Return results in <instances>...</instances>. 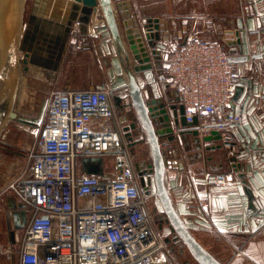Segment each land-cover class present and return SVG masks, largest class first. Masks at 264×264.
<instances>
[{"label":"crops","instance_id":"1","mask_svg":"<svg viewBox=\"0 0 264 264\" xmlns=\"http://www.w3.org/2000/svg\"><path fill=\"white\" fill-rule=\"evenodd\" d=\"M34 1L29 18L34 12ZM111 1L122 33L125 31L123 17L132 19L135 26L142 30L156 18L165 25L163 27L169 33L168 40L163 35L165 29L156 32L159 36L157 49L161 52L164 67L166 41L169 42L166 44L168 47L181 46L186 38L185 29L188 28H197L198 37L212 39L214 35H207L211 33L210 25L221 28L220 21L224 18L221 16L231 9L232 0ZM119 5L127 10L121 12ZM58 9L57 6L55 13L60 14V19L55 17L54 21L59 23L63 16H70L71 9L63 7L62 12ZM97 20L96 23L105 22L103 14L100 13ZM124 40L132 55L125 37ZM39 55L53 60L47 48L41 50ZM152 63H156L154 58ZM52 66L51 63L32 66L31 70L22 73L21 82L25 74H35L48 87L47 97L53 91L81 92L106 85L111 90L114 109L111 125L124 128L133 123L134 108H125L131 102L127 87L128 62L124 52L120 54L107 24L97 27L91 21L89 34L83 35L79 23H76L58 68L53 70ZM163 67L155 70L161 99L182 106L177 91L172 86L159 83L158 75ZM137 78L141 86L147 84L143 76L138 75ZM250 86L254 87L253 84ZM255 87L264 90L259 84H255ZM143 92L146 99H150L147 90ZM115 96L122 98L121 101L116 100ZM231 109L241 116L242 122L235 132L228 135L230 147L223 140L206 141L187 132L179 134L176 128L170 141L167 137L161 138L167 194L174 212L191 236L199 257L207 264H264V93L240 98L231 105ZM34 124L37 126L40 122ZM172 124L175 127L173 119ZM135 140L138 138L135 137ZM137 146L128 148L131 160L134 165L137 162L142 170L148 169V159L141 156L138 159L132 155ZM18 156L15 170L10 172L3 173L0 163V200L1 208L5 211V224L0 227V264H23L25 256L22 254L21 238L32 218L31 211L14 193L5 192L6 187L27 168V162H24L27 155ZM111 159L110 162L104 158L100 166L101 173L106 176L114 172V161ZM85 160L79 162L81 172L86 171L89 165H94V162L89 164ZM147 209L165 245V249L156 256V264H205L181 241L171 222L166 221L169 225H163L154 221V211H160L164 219H168L163 205L159 208L155 201L154 206L148 203ZM23 212L26 213L25 217ZM17 225L21 229L17 230ZM13 231L15 236L12 235Z\"/></svg>","mask_w":264,"mask_h":264},{"label":"built area","instance_id":"2","mask_svg":"<svg viewBox=\"0 0 264 264\" xmlns=\"http://www.w3.org/2000/svg\"><path fill=\"white\" fill-rule=\"evenodd\" d=\"M166 44L159 83L177 91L201 138L217 131L230 147L228 135L242 122L231 109L233 87L244 68L223 44L193 33L179 47ZM110 94L106 85L51 92L29 166L5 189L32 213L21 238L23 264H156L165 249L147 209L157 192L154 174L135 170L122 129L111 125ZM104 158L114 161L109 176L79 170L80 160Z\"/></svg>","mask_w":264,"mask_h":264},{"label":"water","instance_id":"3","mask_svg":"<svg viewBox=\"0 0 264 264\" xmlns=\"http://www.w3.org/2000/svg\"><path fill=\"white\" fill-rule=\"evenodd\" d=\"M1 1L4 2L5 0H0V2ZM57 6L59 7V12H62L63 7L71 9L70 16H63L59 23L54 21L55 17L58 20L60 19V14L57 15L55 13ZM118 7L121 12L127 10V8L123 9L122 5ZM33 11V15L30 16L28 22L25 24V30L22 31L17 40L18 43L15 51V55L18 52L24 53V59H18V62L24 66V72L29 71V64L47 65V63H51L53 65V70L57 69L63 59L67 43L76 23H79L81 34L83 35L89 34V25L91 21L95 22L97 27L107 24L120 54L124 52L126 61L128 62L127 87L131 102L130 104L127 103L125 108H134V111L132 112L133 123L122 129L123 137L128 141V148L149 141L152 149V163L149 164L148 168L150 172L154 174V181L157 188L156 193L168 216L167 221L171 222L173 230L178 234L181 241L199 257L191 236L173 210L165 184V162L161 150V137H168L170 141V136L174 133V129L176 128L179 134L187 132L200 138L197 127L198 122L195 121L194 125L187 124L183 106L172 105L169 109L163 103L164 100L161 99V92L155 76V70L159 68V61L161 60L160 51L156 48V41L159 39L156 32H163L165 29L166 33L163 35L164 38L168 40L169 33L166 27H163L165 25H162L160 19L156 18L152 20L151 25L144 26L142 30L140 27L135 26L132 19L127 18V20L123 17L125 31L122 33L111 0H35ZM39 13L40 15L38 16ZM100 13L103 14L105 22L96 23ZM124 37L129 44L132 55H130L127 50ZM0 48H3L1 35ZM46 48L54 61L40 57L39 52ZM149 48L151 50H149ZM153 58L156 61L155 64L152 63ZM131 59H133V62ZM231 60L234 62L238 61L237 58H231ZM138 75L143 76L146 80L147 84L145 86H141L139 83L137 78ZM2 77L3 66L0 58V84L2 83ZM145 89L151 96L148 100L143 92ZM114 98L118 101L122 99L116 96ZM236 98L235 95L234 100H236ZM13 108L12 106L11 113H13ZM13 117H17L15 112ZM134 117L138 122H135L136 120ZM172 119L174 120L175 127L172 124ZM2 120L3 116L0 114V124ZM18 121L24 124L27 123L25 120L21 119H18ZM140 130L143 134V138L136 141V133L140 132ZM203 139L206 141H221L222 136L219 132L212 131L209 136ZM85 162L89 164L94 162V165H89L86 169L88 174H101V159H86ZM135 170L139 174L143 173L141 172L142 167L138 164L135 165ZM142 183H144L143 180ZM25 215L26 213L23 212L24 217ZM16 229H21V227L17 225ZM12 235L15 236V231L12 232ZM202 261L207 264L204 260Z\"/></svg>","mask_w":264,"mask_h":264},{"label":"rangeland","instance_id":"4","mask_svg":"<svg viewBox=\"0 0 264 264\" xmlns=\"http://www.w3.org/2000/svg\"><path fill=\"white\" fill-rule=\"evenodd\" d=\"M31 5L32 0H26L25 12L23 15V21L25 23L29 18ZM227 5H229V1ZM221 17H224L221 18L220 21L221 28L216 29V25L214 26L211 24V33L207 35L209 37L214 35L209 41H216L223 44L230 58H237L238 61L235 63L241 64L244 68L242 77L234 83V96L232 102V104H234V102H237L240 98L264 93V90H258L255 87V84H259L261 88L264 89V0H232L231 9L229 8L227 13ZM191 33L198 36L197 28H194V30L189 28L185 29V36ZM16 57L17 59L19 57H24V53L18 52ZM16 65L20 71V75L16 83H14V86H10L6 80H2L0 84V114L3 116V120L0 124V163H2L1 171L3 173L10 172L15 168L17 158L19 157L18 154L27 155V159L24 160V162H27V166H29L28 156L30 150L35 147L36 135L40 125L36 126L34 122L41 123L46 117L50 98V95L47 97L49 92L47 89L48 87L42 80H38L35 74L31 72L25 74L21 82V76L24 72L22 71V64L17 62ZM250 84H253L254 87H251ZM242 85H244V87ZM235 95L237 97L236 100H234ZM163 103L169 109L170 106H172V102L167 103L163 101ZM12 104H14L13 110L17 113L18 119H26L31 123L24 124L20 123L17 119L14 120L11 118L10 108ZM135 120V122H138L137 119ZM136 135L138 140L143 138L141 130L137 132ZM160 143L162 145V139ZM132 155L138 159L139 156L143 159H148L146 161L151 164L152 149L149 141L140 143L135 148L134 152H132ZM107 160L110 162L112 161L111 158H107ZM135 163L137 164V162ZM3 185L4 183L1 184V187H3ZM1 201L2 200H0V227H4L5 211L1 208ZM155 201L159 208H162L157 194L154 195L153 198H149L148 203L150 206H154ZM154 212V221L158 224H168L166 222L167 218L164 219L160 211Z\"/></svg>","mask_w":264,"mask_h":264},{"label":"bare ground","instance_id":"5","mask_svg":"<svg viewBox=\"0 0 264 264\" xmlns=\"http://www.w3.org/2000/svg\"><path fill=\"white\" fill-rule=\"evenodd\" d=\"M25 6L26 0H5L0 2V35L3 46L2 49L0 48V58L3 66L2 80H6L10 86H14L20 75L16 65L18 59L15 51L17 40L23 31V24H25L23 21ZM32 66L34 65L29 64L30 70Z\"/></svg>","mask_w":264,"mask_h":264},{"label":"flooded vegetation","instance_id":"6","mask_svg":"<svg viewBox=\"0 0 264 264\" xmlns=\"http://www.w3.org/2000/svg\"><path fill=\"white\" fill-rule=\"evenodd\" d=\"M18 59L21 60V59H24V57H19ZM22 71H24V66H22ZM11 110H12V109L10 108V111H11ZM14 112H15L14 110H13V113L10 112V117L13 118L14 120H15V119L18 120V116H17V117H13ZM15 113H16V112H15ZM16 114H17V113H16ZM121 129H123V128H121Z\"/></svg>","mask_w":264,"mask_h":264}]
</instances>
